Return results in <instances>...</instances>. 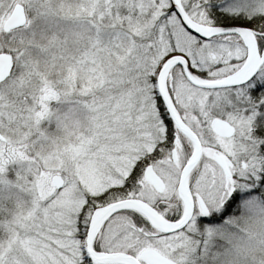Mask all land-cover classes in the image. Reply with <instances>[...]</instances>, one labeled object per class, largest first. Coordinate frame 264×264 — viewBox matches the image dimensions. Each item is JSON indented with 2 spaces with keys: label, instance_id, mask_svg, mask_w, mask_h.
<instances>
[{
  "label": "rangeland",
  "instance_id": "obj_1",
  "mask_svg": "<svg viewBox=\"0 0 264 264\" xmlns=\"http://www.w3.org/2000/svg\"><path fill=\"white\" fill-rule=\"evenodd\" d=\"M234 2V9L264 14V0ZM16 4L25 24L3 37V22ZM232 24L264 37V25ZM7 46L13 60L10 80L0 85L6 140L0 144V264L86 263L91 215L118 200H140L166 222L174 211L181 214L172 195L193 145L167 122L155 91L157 69L178 53L209 80L223 79L246 59L242 37L198 42L169 0H0V51ZM262 54L251 82L233 94L192 87L178 66L163 81L177 114L200 141L201 158L186 187L209 210L203 221L197 208L183 230L156 231L150 238V249L177 264H264V210L250 206L245 216L238 212L215 222L232 198L254 205L250 195H258L264 206V137L255 135L264 98L246 96L264 85V47L257 49L258 60ZM219 118L234 127L231 138L215 136L211 124ZM214 154L226 160L230 178ZM147 165L165 183L160 194L143 180ZM53 176L63 181L58 190ZM122 220H106L98 230L105 253L137 243Z\"/></svg>",
  "mask_w": 264,
  "mask_h": 264
},
{
  "label": "water",
  "instance_id": "obj_2",
  "mask_svg": "<svg viewBox=\"0 0 264 264\" xmlns=\"http://www.w3.org/2000/svg\"><path fill=\"white\" fill-rule=\"evenodd\" d=\"M171 9L178 18L181 26L192 36L202 40L209 41L217 36L235 34L241 37L240 32L245 31L249 34L251 43L246 45L247 55L244 63L241 67L228 75L227 77L219 80H205L197 77L191 70L188 59L178 53L168 55L159 65L155 75V91L158 98L161 100L168 118L177 130L190 140L193 145V152L189 160L185 163L181 169L179 181H178V193L184 202V212L177 222H166L156 213H154L143 202L136 199H122L116 202L110 203L103 207L96 209L91 215L86 234L84 237V257L88 259L92 264H177L174 261L162 256L153 249L142 250L137 257L125 253H105L100 254L93 249L94 238L102 226V224L114 213L125 210L136 211L141 214L147 222L161 235H170L177 233L184 229L191 216L192 202L190 193L186 187L187 178L191 170L199 163L201 158V144L196 134L188 127L178 116L172 102L170 101L166 90L164 88L163 81L168 75L169 71L174 66H180L183 69V74L187 82L201 90H222L242 86L248 83L257 72L260 64L263 61V54L260 59H257V45L254 39V33L245 27H241L238 24H229L225 26H213L203 29L202 32L197 31L193 26L186 14L184 13L179 0H169ZM25 23L24 9L21 5L16 4L9 17L5 20L3 25L4 32H8L14 29L22 27ZM12 56L8 54L0 55V80L6 78L11 71ZM250 68H252L250 70ZM249 69V70H248ZM248 70V73L244 76V72ZM212 131L215 136L223 139L231 138L235 129L224 119H215L211 124ZM173 162H176V152H171ZM214 162L221 169L225 179L230 178V172L227 167L226 160L217 154L213 155ZM145 181L152 186L156 192H162L164 184L160 177L153 171L151 166L146 167L144 171ZM51 185L56 189H60L63 185V181L59 176H53L51 179ZM199 205L203 216L207 215V209L199 198Z\"/></svg>",
  "mask_w": 264,
  "mask_h": 264
},
{
  "label": "trees",
  "instance_id": "obj_3",
  "mask_svg": "<svg viewBox=\"0 0 264 264\" xmlns=\"http://www.w3.org/2000/svg\"><path fill=\"white\" fill-rule=\"evenodd\" d=\"M180 4L182 6V9L188 19L192 23H197L202 26H225L229 25L235 22H254L258 25H264V14L260 13L258 11H251L250 9L242 8L240 10L234 9V5L236 0H179ZM195 8V9H193ZM195 12L200 17L198 19V15H195ZM201 18V19H200ZM18 29L13 30L12 32H16ZM229 35H221L218 37H226ZM213 38V39H215ZM211 39V40H213ZM198 42L203 43L204 41L196 38ZM256 43L259 49H263L264 44V37H261L259 35H256ZM26 40H23V44L25 45ZM23 45V46H24ZM173 53V52H172ZM192 70L198 75V77L202 79H208L206 76H203L195 71V69L191 66ZM243 89L245 88L242 87ZM241 88V89H242ZM231 93L235 91L229 90ZM233 94V93H232ZM248 99L252 101H258L262 100L264 98V85L257 89H251L247 91ZM240 106V105H238ZM258 117L255 120L256 124V137H264V105H262L258 110ZM221 117V116H218ZM167 122L170 126H172L169 118L167 119ZM194 131V130H193ZM196 134V132L194 131ZM197 135V134H196ZM198 137V136H197ZM136 170L131 174V177H134V174L136 173ZM257 193L260 192L259 189L256 190ZM253 199V203L249 204L251 202H246L248 204L243 205L245 201L237 198L229 199L227 203H225L222 208L219 210L220 213H218V222H222L224 219L228 217L235 216L238 212L242 213L243 216L246 215V209L250 206L253 208L257 207L258 211H263L264 206L259 201V196L257 197L255 195H250ZM247 200L249 199V195H247ZM122 217V229L124 231L128 230L129 232H132L134 236L138 237L137 243L133 247H129L127 244L126 247H118L116 248L118 252H123L125 254L131 255L133 257H136L142 250H145L149 248L150 246H147L150 242V238H153L155 235L157 236V232L155 229H153L150 224L147 222V220L138 212L132 211V210H125V211H119L111 215L107 221L111 220L114 217ZM102 229V228H101ZM125 237V236H124ZM126 238V237H125ZM113 246V245H112ZM93 249L96 252L99 253H105L107 252V248L100 247L97 241V238L95 237L93 242ZM119 249V250H118ZM150 249V248H149ZM155 249V248H153ZM162 255V254H161ZM85 264V263H83Z\"/></svg>",
  "mask_w": 264,
  "mask_h": 264
},
{
  "label": "flooded vegetation",
  "instance_id": "obj_4",
  "mask_svg": "<svg viewBox=\"0 0 264 264\" xmlns=\"http://www.w3.org/2000/svg\"><path fill=\"white\" fill-rule=\"evenodd\" d=\"M10 15V14H9ZM9 15L6 17V19L9 17ZM5 19V20H6ZM5 20H4V22H5ZM4 22H3V25H4ZM3 25H2V34H3V37H9L10 36V31H8V32H4V30H3ZM2 37V38H3ZM6 49V50H5ZM5 49H2L1 51H0V55H3V54H8V55H10V46H7ZM8 49V50H7ZM12 56V55H11ZM12 60H13V57H12ZM178 67H180V66H178ZM191 67V66H190ZM181 68V67H180ZM240 68V67H239ZM238 68V69H239ZM238 69H236V70H238ZM191 70H192V68H191ZM235 70V71H236ZM182 71H183V69H182ZM234 71V72H235ZM192 72L198 77V75L192 70ZM232 74V73H231ZM184 75V74H183ZM185 78V77H184ZM200 78V77H199ZM202 79V78H201ZM10 80V71H9V74L6 76V78H4V79H2V80H0V85H2V84H4V83H6L7 81H9ZM186 80V79H185ZM206 80V79H205ZM187 81V80H186ZM251 82V81H250ZM250 82H248V84L250 83ZM189 84V83H188ZM248 84H245V85H243V86H239V87H235V88H229V89H222V90H218V91H229V90H233V89H235V91L236 90H240L242 87H246ZM190 85V84H189ZM193 87V86H192ZM195 88V87H194ZM196 89H198V88H196ZM198 90H201V89H198ZM204 91H207V90H204ZM217 91V92H218ZM207 92H214V91H207ZM167 93V92H166ZM247 97H248V95H246ZM158 97V96H157ZM170 99V98H169ZM160 100V99H159ZM161 101V100H160ZM171 101V100H170ZM172 106L174 107V109H175V111H176V108H175V106H174V104H173V102H172ZM165 112H166V110H165ZM171 122V121H170ZM171 124H172V122H171ZM172 129H174V130H177V128L172 124ZM178 131V130H177ZM179 132V131H178ZM180 133V132H179ZM181 134V133H180ZM6 140H5V137L3 136V134H2V132L0 131V144L1 145H3V144H5L6 142H5ZM8 145V144H7ZM172 145H177V142H176V139H174V141H173V143H172ZM172 150H175V149H172ZM172 150H171V152H172ZM175 152H176V150H175ZM173 161V160H172ZM227 163V162H226ZM148 166H151V165H147V166H145V169H146V167H148ZM152 167V166H151ZM227 167H228V165H227ZM242 167H243V165H242ZM145 169H144V171H145ZM152 169H153V167H152ZM144 171H143V180H144V182L150 187V189H152L155 193H158V194H160L161 192H156L153 188H152V186H150L146 181H145V179H144ZM153 171H154V169H153ZM155 172V171H154ZM156 173V172H155ZM181 173V172H180ZM157 174V173H156ZM158 175V174H157ZM159 176V175H158ZM160 177V176H159ZM179 177H180V175H179ZM189 177V176H188ZM160 179H161V177H160ZM162 180V179H161ZM179 181V180H178ZM162 182H163V180H162ZM163 184H164V188H165V183L163 182ZM186 186H188V178H187V181H186ZM163 188V189H164ZM177 194H173L172 195V206H176V207H179V209H181V214H179V213H176V211H174V214L172 215V223H175V222H177L179 219H181V217H182V215H183V212H184V202H183V200L181 199V197L179 196V193H178V184H177ZM178 196V198H179V200H180V202H178V201H176V198H175V196ZM190 197H191V202H192V208H191V216H190V219H189V221H188V223H187V225H186V227L189 225V223L191 222V219L193 218V215H194V212H195V210H197V208H198V210L200 211V213H201V209H200V205H199V198L201 199V201H202V203L204 204V206L206 207V209H207V215L206 216H203L202 215V213H201V217H199V219H200V221H203V220H205L207 217H208V215H209V210H208V208H207V206L205 205V203H204V201H203V199L201 198V197H199V196H195V197H193L192 195H191V193H190ZM218 221V219L215 221V222H217ZM185 227V228H186ZM85 264H92L89 260H86V263Z\"/></svg>",
  "mask_w": 264,
  "mask_h": 264
},
{
  "label": "bare ground",
  "instance_id": "obj_5",
  "mask_svg": "<svg viewBox=\"0 0 264 264\" xmlns=\"http://www.w3.org/2000/svg\"><path fill=\"white\" fill-rule=\"evenodd\" d=\"M192 26H193L197 31H199V32H202V30H203V28H201V27H199V26H196V25H194V24H192ZM241 27H242V26H241ZM240 35H241L243 41L245 42V44H246V45H250V43H251V39H250L249 34H248L247 32H245V31H241V32H240ZM248 70H249V69H248ZM248 70H246V71L244 72V76L248 73Z\"/></svg>",
  "mask_w": 264,
  "mask_h": 264
}]
</instances>
